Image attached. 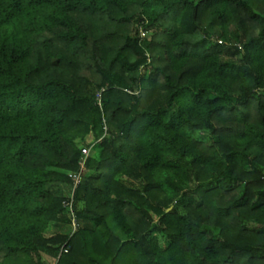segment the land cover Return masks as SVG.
I'll list each match as a JSON object with an SVG mask.
<instances>
[{
	"label": "trees",
	"instance_id": "trees-1",
	"mask_svg": "<svg viewBox=\"0 0 264 264\" xmlns=\"http://www.w3.org/2000/svg\"><path fill=\"white\" fill-rule=\"evenodd\" d=\"M51 262L264 264V0H0V264Z\"/></svg>",
	"mask_w": 264,
	"mask_h": 264
},
{
	"label": "built area",
	"instance_id": "built-area-1",
	"mask_svg": "<svg viewBox=\"0 0 264 264\" xmlns=\"http://www.w3.org/2000/svg\"><path fill=\"white\" fill-rule=\"evenodd\" d=\"M143 35H145V33L143 32ZM238 45V44H236ZM239 46V45H238ZM240 47V46H239ZM90 152H91V149L89 147H84L82 149V153H83V156L84 157H88L90 156ZM85 164H82V169L76 173V174H73L71 177H72V180L73 182L75 183V185H79L83 179V173L85 172ZM74 224L75 223V220H74ZM76 226V225H75ZM65 253H67V250H64Z\"/></svg>",
	"mask_w": 264,
	"mask_h": 264
},
{
	"label": "rangeland",
	"instance_id": "rangeland-1",
	"mask_svg": "<svg viewBox=\"0 0 264 264\" xmlns=\"http://www.w3.org/2000/svg\"><path fill=\"white\" fill-rule=\"evenodd\" d=\"M92 137H89L88 141H92ZM51 264H54V262H51Z\"/></svg>",
	"mask_w": 264,
	"mask_h": 264
}]
</instances>
